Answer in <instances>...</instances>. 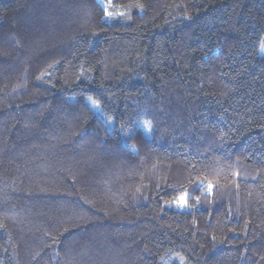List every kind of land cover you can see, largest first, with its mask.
<instances>
[{"label":"trees","instance_id":"1","mask_svg":"<svg viewBox=\"0 0 264 264\" xmlns=\"http://www.w3.org/2000/svg\"><path fill=\"white\" fill-rule=\"evenodd\" d=\"M263 47L264 0H0V264H264Z\"/></svg>","mask_w":264,"mask_h":264},{"label":"snow or ice","instance_id":"2","mask_svg":"<svg viewBox=\"0 0 264 264\" xmlns=\"http://www.w3.org/2000/svg\"><path fill=\"white\" fill-rule=\"evenodd\" d=\"M109 15H111V13H109ZM183 199H184V198H183V197H181V202H183Z\"/></svg>","mask_w":264,"mask_h":264},{"label":"rangeland","instance_id":"3","mask_svg":"<svg viewBox=\"0 0 264 264\" xmlns=\"http://www.w3.org/2000/svg\"><path fill=\"white\" fill-rule=\"evenodd\" d=\"M262 51H264V47L262 48Z\"/></svg>","mask_w":264,"mask_h":264}]
</instances>
